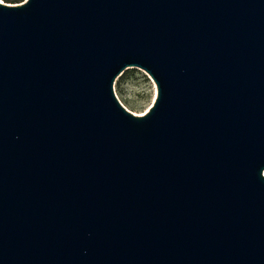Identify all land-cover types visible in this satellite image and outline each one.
Masks as SVG:
<instances>
[{
  "label": "water",
  "instance_id": "water-1",
  "mask_svg": "<svg viewBox=\"0 0 264 264\" xmlns=\"http://www.w3.org/2000/svg\"><path fill=\"white\" fill-rule=\"evenodd\" d=\"M0 264H264V0L0 3Z\"/></svg>",
  "mask_w": 264,
  "mask_h": 264
},
{
  "label": "rangeland",
  "instance_id": "rangeland-1",
  "mask_svg": "<svg viewBox=\"0 0 264 264\" xmlns=\"http://www.w3.org/2000/svg\"><path fill=\"white\" fill-rule=\"evenodd\" d=\"M129 71L132 72V75L125 79L119 88L115 81V94L126 109L141 115L148 110L154 100L155 84L149 75L140 68H128L121 75H125Z\"/></svg>",
  "mask_w": 264,
  "mask_h": 264
},
{
  "label": "trees",
  "instance_id": "trees-1",
  "mask_svg": "<svg viewBox=\"0 0 264 264\" xmlns=\"http://www.w3.org/2000/svg\"><path fill=\"white\" fill-rule=\"evenodd\" d=\"M6 3H10V4H15V3H20L23 0H3ZM132 75V72H127L125 75H121L117 78L116 80V86L117 88H119L120 84L127 78H129Z\"/></svg>",
  "mask_w": 264,
  "mask_h": 264
},
{
  "label": "snow or ice",
  "instance_id": "snow-or-ice-1",
  "mask_svg": "<svg viewBox=\"0 0 264 264\" xmlns=\"http://www.w3.org/2000/svg\"><path fill=\"white\" fill-rule=\"evenodd\" d=\"M0 3H3V0H0Z\"/></svg>",
  "mask_w": 264,
  "mask_h": 264
}]
</instances>
